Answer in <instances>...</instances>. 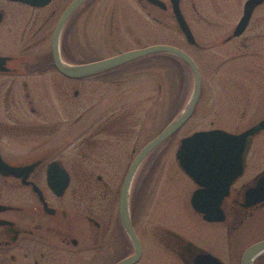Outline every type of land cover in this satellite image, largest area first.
<instances>
[{"label":"flooded vegetation","instance_id":"obj_1","mask_svg":"<svg viewBox=\"0 0 264 264\" xmlns=\"http://www.w3.org/2000/svg\"><path fill=\"white\" fill-rule=\"evenodd\" d=\"M71 1L34 5L25 0H0V159L17 169L0 171V264H117L136 254L120 212L122 186L140 150L165 125L154 133L151 124L146 132L140 122L143 108L135 101L123 102L126 92L121 81H127L126 72L145 63L169 64L175 60L187 66L175 54L160 51L93 74L64 75L55 65L51 42L60 16ZM146 2L159 13L168 8L172 12L170 0L169 6L164 1L165 8ZM179 4L195 43H189L177 25L183 43L165 44L187 52L199 71L204 63H213L212 58L216 68L230 66L233 91L227 102L229 123H217L210 129L238 134L264 124V28L251 26L256 9L264 7V1L254 8L243 31L235 35L239 17L219 39L222 45L218 50L204 44L198 34L200 0H180ZM77 8L65 20L58 37L65 65H80L148 46L90 60L76 57L71 47ZM152 18L157 20L155 15ZM188 47L202 57L192 55ZM209 49L211 53L205 52ZM162 53L163 59L150 57ZM99 75L109 89L101 93L99 104L103 106L97 114L93 113L95 107L75 108L73 99L80 92L83 96L90 93L91 81ZM114 88L118 89L112 91ZM113 92L116 100L108 103L106 96ZM220 110L216 108L217 113ZM82 119L86 122L78 127ZM172 135L142 158L128 186L126 207L140 246L131 264H243L245 251L264 240V199L250 205L244 200L247 189L264 174V127L251 136L242 171L222 199V220H206L192 207V192L203 186L175 161L193 183L191 212L201 223L199 227L207 225L217 234L211 237L204 235L202 228L199 237H192L163 223L144 225L138 221L144 180L160 163L166 150L163 144ZM250 264H264V249L250 256Z\"/></svg>","mask_w":264,"mask_h":264},{"label":"rangeland","instance_id":"obj_2","mask_svg":"<svg viewBox=\"0 0 264 264\" xmlns=\"http://www.w3.org/2000/svg\"><path fill=\"white\" fill-rule=\"evenodd\" d=\"M164 1L169 6V0ZM244 1L200 0L202 19L200 18L197 30L204 44H211L212 50H218L222 45L219 39L224 37L227 30L234 26L242 15ZM262 11L264 7L256 9L252 27L264 28ZM153 15L157 20L152 18ZM260 15L263 18L259 20ZM73 20L71 48L75 50L76 57L82 59L106 57L124 49L144 45L183 43L170 8L159 13L145 0H90L88 4H81L77 8ZM187 49L195 57H202L193 47ZM211 49L205 52L211 53ZM202 54L204 58H209L204 56L205 53ZM212 62L204 63L200 67L201 93L193 114L168 138L169 142L163 144L166 148L164 156L155 166L154 172L144 180V191L139 193L141 207L138 209V221L144 225L163 223L179 228L192 237L200 236L202 227L198 226L199 221L189 207L193 183L179 170L175 162V150L182 137L197 130L210 129L217 123H229L226 120L227 102L233 91L230 66L216 68L213 58ZM101 76L91 81L90 93L84 92L83 96L80 92L79 96L73 99L75 108L95 107L93 113L97 114L99 107L103 106L99 104L101 93L103 90H109L101 82ZM124 76L127 81H121L123 92H126L123 102L135 101L142 106L140 122L146 126V132L152 124L151 130L156 133L171 121L170 116L175 118L180 114L193 89L192 73L189 67L182 63L177 66L157 61L145 63L126 72ZM106 97L108 103H114L116 100L114 92ZM174 98H178L177 104L174 103ZM58 105L62 107L60 103ZM218 107L221 110L217 113ZM84 122V119L80 120L77 126H83ZM204 226V235H217L206 228L207 225Z\"/></svg>","mask_w":264,"mask_h":264},{"label":"water","instance_id":"obj_3","mask_svg":"<svg viewBox=\"0 0 264 264\" xmlns=\"http://www.w3.org/2000/svg\"><path fill=\"white\" fill-rule=\"evenodd\" d=\"M34 5H45L50 0H25ZM85 0H72L64 9L58 24L52 35V54L56 67L66 76L78 77L93 74L104 69L114 67L140 56L153 52H170L186 62L193 76V89L190 99L174 119H172L150 142L139 152L131 164L124 179L121 193V216L129 231L135 246L136 254L131 258L122 260L117 264H131L137 259L140 252L138 240L134 235L126 207V195L133 172L142 158L156 145L176 132L193 114L195 106L201 93V75L199 68L190 55L184 50L170 44H153L143 48L129 50L104 59L70 66L65 65L60 58L58 49V37L67 17ZM149 3L165 8L163 0H146ZM264 0H246L243 4V13L239 19L234 34H240L247 26L254 8ZM180 0H170L171 8L178 26L185 34L189 43H195L194 36L181 12ZM264 127L258 124L241 133L234 134L223 129L197 130L182 137L179 140L175 157L178 166L188 175L200 188L195 189L190 197L192 207L206 220H222L224 213L220 207L222 199L228 194L230 184L241 173L244 166L245 153L251 136ZM17 169L9 167L0 159L1 172H15ZM52 169H50L51 171ZM49 180L51 181L50 175ZM264 199V174L259 176L253 186L249 187L245 194L246 205L253 204ZM264 249V240L249 247L243 256V264H250V256Z\"/></svg>","mask_w":264,"mask_h":264},{"label":"trees","instance_id":"obj_4","mask_svg":"<svg viewBox=\"0 0 264 264\" xmlns=\"http://www.w3.org/2000/svg\"><path fill=\"white\" fill-rule=\"evenodd\" d=\"M161 57V59H163L162 58V56H164V54L162 53V54H154V55H152V56H150V57ZM148 57V56H147ZM170 65H175V66H177L178 65V62H176L175 60H171L170 61V63H169ZM174 103L175 104H177L178 103V98H174ZM171 117V119H172V116H170Z\"/></svg>","mask_w":264,"mask_h":264}]
</instances>
